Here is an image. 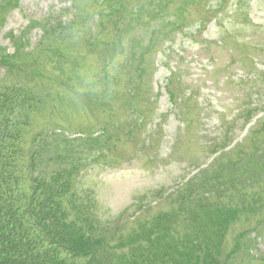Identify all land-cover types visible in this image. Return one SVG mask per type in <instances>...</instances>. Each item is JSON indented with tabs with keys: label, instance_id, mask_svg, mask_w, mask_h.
<instances>
[{
	"label": "rangeland",
	"instance_id": "1",
	"mask_svg": "<svg viewBox=\"0 0 264 264\" xmlns=\"http://www.w3.org/2000/svg\"><path fill=\"white\" fill-rule=\"evenodd\" d=\"M6 86L76 139L98 222L171 223L125 264H264V0H0Z\"/></svg>",
	"mask_w": 264,
	"mask_h": 264
},
{
	"label": "trees",
	"instance_id": "2",
	"mask_svg": "<svg viewBox=\"0 0 264 264\" xmlns=\"http://www.w3.org/2000/svg\"><path fill=\"white\" fill-rule=\"evenodd\" d=\"M43 102L26 86L0 88V264H125L128 251L176 253L170 222L124 235L97 221L93 201L77 193L76 139L34 124ZM221 175L202 185L214 180L209 187L218 189ZM159 232L171 238L165 247Z\"/></svg>",
	"mask_w": 264,
	"mask_h": 264
}]
</instances>
